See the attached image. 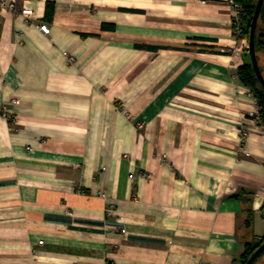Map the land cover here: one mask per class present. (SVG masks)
Segmentation results:
<instances>
[{
    "label": "crops",
    "instance_id": "crops-1",
    "mask_svg": "<svg viewBox=\"0 0 264 264\" xmlns=\"http://www.w3.org/2000/svg\"><path fill=\"white\" fill-rule=\"evenodd\" d=\"M0 1V264H242L264 124L232 0Z\"/></svg>",
    "mask_w": 264,
    "mask_h": 264
},
{
    "label": "trees",
    "instance_id": "trees-1",
    "mask_svg": "<svg viewBox=\"0 0 264 264\" xmlns=\"http://www.w3.org/2000/svg\"><path fill=\"white\" fill-rule=\"evenodd\" d=\"M236 4H239L243 8L244 16L242 18L243 25L245 27V34L247 40H250V28L252 24L253 15L258 3V0H233ZM50 18V15H49ZM255 48L256 54L259 61L261 71L264 76V68L261 64V58L264 55V4L260 13L258 20V25L256 29L255 37ZM248 61L238 70V76L245 87H247L251 92L258 98L261 109V122L264 124V88L261 85L256 72L251 64V60L248 54ZM264 243V236L258 239H254L250 243L246 244V250L241 257L242 264H246L249 258L254 254L257 248ZM264 255V252L257 258L254 264H256L259 259Z\"/></svg>",
    "mask_w": 264,
    "mask_h": 264
},
{
    "label": "built area",
    "instance_id": "built-area-1",
    "mask_svg": "<svg viewBox=\"0 0 264 264\" xmlns=\"http://www.w3.org/2000/svg\"><path fill=\"white\" fill-rule=\"evenodd\" d=\"M232 5L234 8V16H233L234 34L236 37H238L241 40V44L238 45L233 52L235 54H247L249 42L247 40V36L245 34V27L242 21V18L244 16L243 8L239 4H236L233 0H232ZM0 6L2 8H10V9L15 8V5L7 4L5 1H0ZM40 29L43 33L47 35L50 34L51 32V27L48 24H41ZM249 93L253 95L254 102L246 116L248 122L247 124H252L253 126L258 127L261 124L262 107L260 105L258 98L251 92V90H249ZM17 102H18L17 100L13 101L14 104ZM248 136H249V128L247 125H244L241 128V145L239 149L241 153H244L246 156L249 157L251 153L246 149V143H245ZM122 231L123 233H125L124 229Z\"/></svg>",
    "mask_w": 264,
    "mask_h": 264
},
{
    "label": "water",
    "instance_id": "water-1",
    "mask_svg": "<svg viewBox=\"0 0 264 264\" xmlns=\"http://www.w3.org/2000/svg\"><path fill=\"white\" fill-rule=\"evenodd\" d=\"M263 4H264V0H258L256 9H255V13L253 15L251 28H250V40H249V45H248V49H247V54L249 55L250 60H251V64H252V66L256 72V75H257L261 85L264 88V76H263V73H262L260 65H259V61H258L257 54H256V48H255L256 29H257L258 20L260 17V13H261ZM263 252H264V243L257 248V250L249 258V260L246 262V264H254L255 261L257 260V258Z\"/></svg>",
    "mask_w": 264,
    "mask_h": 264
}]
</instances>
